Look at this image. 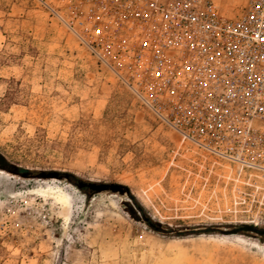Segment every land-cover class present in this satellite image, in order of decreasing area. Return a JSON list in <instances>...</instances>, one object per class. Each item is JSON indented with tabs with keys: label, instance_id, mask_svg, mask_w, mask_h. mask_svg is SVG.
<instances>
[{
	"label": "rangeland",
	"instance_id": "1",
	"mask_svg": "<svg viewBox=\"0 0 264 264\" xmlns=\"http://www.w3.org/2000/svg\"><path fill=\"white\" fill-rule=\"evenodd\" d=\"M0 155V264H264V235L228 234L264 231L262 181L181 143L36 0H0ZM64 174L127 187L158 231Z\"/></svg>",
	"mask_w": 264,
	"mask_h": 264
},
{
	"label": "built area",
	"instance_id": "2",
	"mask_svg": "<svg viewBox=\"0 0 264 264\" xmlns=\"http://www.w3.org/2000/svg\"><path fill=\"white\" fill-rule=\"evenodd\" d=\"M36 1L181 143L264 184V0Z\"/></svg>",
	"mask_w": 264,
	"mask_h": 264
},
{
	"label": "trees",
	"instance_id": "3",
	"mask_svg": "<svg viewBox=\"0 0 264 264\" xmlns=\"http://www.w3.org/2000/svg\"><path fill=\"white\" fill-rule=\"evenodd\" d=\"M0 168L17 173L16 170L13 168V166L11 164H9L2 155H0ZM64 175H68V180L71 183H74L76 181H81L79 178H77L76 176L72 175V174H64ZM122 191H124L126 193V195L129 197V199L133 202V205H135L136 209L138 212H140L142 214V220L143 222L152 230L154 231H158L157 228L154 226L153 222L150 220V218L146 215V212L144 210V208L139 204V202L137 201V199L135 198V196L133 194H131V192L129 191V189L125 186H120ZM84 191V190H83ZM86 193V192H84ZM92 193V192H91ZM215 229H208V230H204V233H212L214 232ZM253 232L255 234L264 235V231L254 227V226H247V225H239V226H232L231 231L228 232V234H245L246 232Z\"/></svg>",
	"mask_w": 264,
	"mask_h": 264
},
{
	"label": "water",
	"instance_id": "4",
	"mask_svg": "<svg viewBox=\"0 0 264 264\" xmlns=\"http://www.w3.org/2000/svg\"><path fill=\"white\" fill-rule=\"evenodd\" d=\"M42 178H48V177H61L59 173H48V174H40ZM21 177L23 178H28L29 173L28 172H23L21 173ZM64 177L68 180V175H64ZM74 184L78 190L83 191L85 188H88L92 193H99L102 191L110 190L113 193H119L123 194V191L119 185L116 184H96V183H90V182H84V181H76ZM129 215L133 216L135 213L132 210H129ZM155 226V225H154ZM158 229V226H155Z\"/></svg>",
	"mask_w": 264,
	"mask_h": 264
},
{
	"label": "snow or ice",
	"instance_id": "5",
	"mask_svg": "<svg viewBox=\"0 0 264 264\" xmlns=\"http://www.w3.org/2000/svg\"><path fill=\"white\" fill-rule=\"evenodd\" d=\"M185 7H188V5H185ZM257 7H259V5H257ZM143 16H144L145 18H147V17H148V12L145 11V12L143 13ZM99 31H100L99 29H96L97 34H99ZM259 39L262 40V41H264V36H261ZM144 46H145V47L148 46V41H147V39L144 40ZM189 71H191V68L189 69ZM153 74H154L156 77H161V75H162V73H161V71H160L159 69L155 70ZM172 95H174V93H173ZM207 107L211 108L212 105H211V104H208ZM215 111L218 112L219 109H215ZM185 114H186L187 116H191L192 113H191V112H188L187 110H185ZM17 254H18V253H17Z\"/></svg>",
	"mask_w": 264,
	"mask_h": 264
},
{
	"label": "bare ground",
	"instance_id": "6",
	"mask_svg": "<svg viewBox=\"0 0 264 264\" xmlns=\"http://www.w3.org/2000/svg\"><path fill=\"white\" fill-rule=\"evenodd\" d=\"M0 174H3V171L0 170ZM65 202H67V200H65Z\"/></svg>",
	"mask_w": 264,
	"mask_h": 264
},
{
	"label": "flooded vegetation",
	"instance_id": "7",
	"mask_svg": "<svg viewBox=\"0 0 264 264\" xmlns=\"http://www.w3.org/2000/svg\"><path fill=\"white\" fill-rule=\"evenodd\" d=\"M84 190H89L88 188H85Z\"/></svg>",
	"mask_w": 264,
	"mask_h": 264
}]
</instances>
